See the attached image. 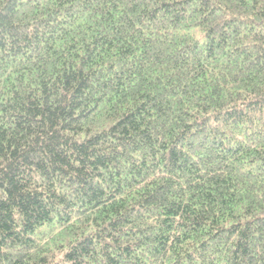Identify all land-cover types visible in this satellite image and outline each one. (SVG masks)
<instances>
[{"label":"trees","instance_id":"obj_1","mask_svg":"<svg viewBox=\"0 0 264 264\" xmlns=\"http://www.w3.org/2000/svg\"><path fill=\"white\" fill-rule=\"evenodd\" d=\"M0 264H264V0H0Z\"/></svg>","mask_w":264,"mask_h":264}]
</instances>
